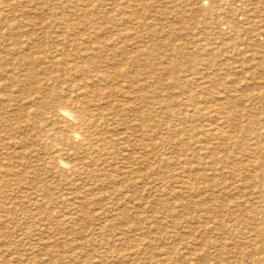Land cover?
<instances>
[{
    "label": "rangeland",
    "instance_id": "obj_1",
    "mask_svg": "<svg viewBox=\"0 0 264 264\" xmlns=\"http://www.w3.org/2000/svg\"><path fill=\"white\" fill-rule=\"evenodd\" d=\"M20 1L21 0H7V3H10V7H5L2 5L3 3L0 5V18L2 15L5 16L3 19H0V33L3 32L8 24L14 23L17 20H23L21 23L28 22L29 20L37 23L43 22L49 26L52 20L59 21L68 19L70 22L80 24V29H82V32L85 34L89 30H92L91 28L88 30L84 29V20L82 19L88 16V18L90 17L95 20L96 24L105 28V30H109L112 33L113 31L117 32L116 29L120 30L121 35L124 36V43H127L124 44L126 45V49H132V46L135 47L138 45L144 48L145 52L143 51V55H141L140 69L142 72L137 76L138 70H134L130 65L128 68L129 70H127L137 78L140 76V78L142 77L141 79L144 80H141L139 83H124L127 87V91H129L127 96L119 97V99L121 98L122 100L118 101L119 105L116 104L114 100L108 101L110 105H106V107L109 110H114V108L117 107L121 108L122 104L129 99L127 101L130 102L129 107L131 109L128 111L127 117L131 120L132 114L137 111L136 114L138 117L136 118L135 124L146 121L144 127L146 144L154 137L150 135V133H153L151 130L154 129L155 133L157 131V146L154 150L157 155V163H155V165L157 164V170L155 180H153L151 176H146L141 173H139V176H137L138 174L132 175V179L130 176L127 177L125 170H123V166L127 164L120 163L121 161L116 163L117 160L109 158L106 170L101 171V164V167L100 165L92 166L93 171L99 176L97 179L94 178L93 174L89 173V170H92L90 168H88L89 170L86 172L82 170L83 174L81 172L80 175L72 172L66 173L67 176L65 177V174L63 176L62 172L53 168L54 160L52 156L61 157L60 153L52 149L53 146L46 148L45 146H39L38 143L36 145L33 140L37 142V135L33 133H19L17 129H14L11 135L4 132L1 133L0 166L3 165V169L10 168V166L13 167L14 175L11 177L12 179H10V181L11 183H15L17 187L14 194L15 197L19 198V201L22 202L29 198L30 200L27 202V211L33 210L32 212L38 213V216H34V218L29 220L15 217L12 219L13 222L9 225L7 230L0 229V255H2L0 256V264H14V262L15 264H154V262L156 264V260L157 264H200L203 260V263L201 262L202 264H217V260L218 264H225L224 259H219L220 252L217 247L214 248L212 245H202L201 240H206L207 233H209L207 238H213L219 245L222 246L226 243L227 249L240 252V254L236 253L237 256L231 254L232 257L230 256L229 258V260H231L229 264H260L261 261H256L257 259H261L260 257L256 258V253H259H252L255 250L253 248L251 249L247 242L245 243L246 238L255 237V233L250 232V228H252L250 225L253 224H238L235 227V229L237 228L236 233L232 234V231H230V233L229 231H223L222 226H218L219 223H222L223 219V216L219 215V217L222 218L220 220L218 214L219 211L221 212L222 209L224 210V207L221 205L232 202L231 199L236 201L239 200V202H243L244 204L252 200V202L255 201L258 205L260 204L258 201L261 200L260 198H256L258 195L253 198L249 192L251 188L248 183L240 185L241 187H239V189L232 191L233 194H227L226 188L222 182H264V177L260 175L264 165V136L262 137L264 133V0H47V2L42 5L43 9L41 11L30 10L31 5H24L20 3ZM241 5H243V8H241ZM32 6L31 8H34L35 4ZM133 6L137 9L136 16L138 19L134 20V22H136V20L139 22L137 24L131 22L133 20L132 17L135 16L131 15L132 11L129 7ZM153 7L155 9H153ZM139 8H141V10ZM231 25L234 26L231 27ZM28 30H30V32L32 31L29 27H23L20 31L23 33H30ZM66 30L69 31L67 28ZM139 30L141 31L139 32ZM48 31V37L43 44V48L39 49L41 60L37 63H30L27 60H23L15 51L12 52L11 49L14 46V44H12L13 41L8 40V42H1L0 88H3V90H12L15 94H21L23 92L22 94L24 96L31 97L35 96L34 93L40 94L41 92L42 94L43 91L44 93H46V91H53L55 85L58 84L67 95H81L82 92L84 93L86 87L84 86L85 83H83V80H88L90 76L88 74L84 76L78 74V70L74 64L82 62L81 60L84 58L83 54L84 56L86 55V51H82L86 50V47L97 48L99 44H97L96 41H102L103 37V40L106 39L105 37L109 36L110 32H108L109 35L103 33L98 35L97 39H93V42L90 41L91 43L89 42L87 43L88 46H85L86 44H83L84 40L77 38L79 37L78 34L76 37L69 35L64 42L62 41V43H59L55 36L57 34L56 29H48ZM134 38L137 41H135ZM133 49L136 50V48ZM33 50L36 52L37 48ZM79 51L83 54L81 55ZM128 61L130 62L131 58L127 59V62ZM120 65L122 67V63ZM88 67L89 66L84 67L85 72ZM67 79L69 81H67ZM54 80H57V82ZM78 87H80L79 90ZM140 87L142 90L138 93V88ZM92 89L94 90V88ZM81 97L83 98L84 96ZM133 101L135 103H133ZM145 103L147 104L144 105ZM193 105L196 106L193 107ZM190 110L192 115H178L179 112L190 114ZM204 119L207 120L205 121ZM215 120L217 121L215 122ZM258 121H260V123ZM195 122H197V124ZM149 123L151 125H148ZM152 124H156L157 127H154ZM250 125L252 126L250 127ZM217 127L223 129L224 132H228L227 134L230 135L231 138H229V140L216 138L215 130ZM192 136L195 137L192 138ZM193 139L194 142H192ZM213 147L217 148L214 155L211 154L212 150H214ZM140 151L143 152V149ZM204 154H206V157ZM172 157L180 159V165H177V168L168 167L165 164L169 162ZM210 157L212 159L215 158L218 166L216 164L213 166L212 163H208L212 160ZM255 159L256 161L252 162ZM13 161L14 164L11 165L10 163ZM233 161L235 163L232 164ZM110 162L112 163L110 164ZM119 164L122 165L120 166ZM231 166L233 169H231ZM136 167L140 172L141 170L142 172L145 171L142 165L136 164ZM205 168L207 169L205 170ZM46 175H48V177ZM117 175L123 178V181H118ZM252 175L253 177H251ZM64 177L65 179H63ZM188 180L194 182L195 191L188 192V189L182 183ZM53 184H55V186ZM210 184L213 185L215 194L213 191H211L212 193L210 192ZM197 187L200 188V190L197 191ZM89 188L92 192L90 197L92 198V205L89 206L87 203H84L82 207L86 208V212L89 211L90 213H88V215L79 213L80 215L79 217L76 216L75 223H68V221L65 220V222L62 223L63 218L59 215L64 211H68L72 206L70 202L65 199L59 197L57 200L56 197L58 198V196H61L64 190L77 194ZM48 190L52 191L53 195L48 196V198L46 197V199L43 198L39 200L41 209H36L35 206L32 205L35 198L41 199L46 196L45 194ZM95 190L98 191L96 192ZM29 193H31V196ZM175 193L187 194L184 195L185 198L179 197V199L177 196L174 198ZM209 193L212 195L210 196ZM135 200H137V203H135ZM80 201L83 202L84 199L81 198ZM184 203H189L191 205L190 207H186ZM262 205H264V202ZM206 206L215 209L214 212H217L216 216L214 212L208 213L205 208ZM198 207H200L203 212L197 209ZM211 208L210 210H212ZM166 209L176 211L177 214L180 212V216L184 217L182 219L183 225L176 226V221L178 219L177 215H174L175 217L165 216L163 212ZM247 209H249V207H247ZM102 215L103 217L101 218ZM135 215L136 217H134ZM194 215L201 219L194 220L193 217H196ZM145 216L147 218H145ZM211 216H215L216 218H209ZM261 216L264 217L262 213ZM123 217H125V219ZM146 219L150 221L148 222ZM202 219H204V222ZM210 222H212V224ZM165 223L169 226L172 224V228L174 229H171V227L169 228L167 225L165 226ZM200 224H203V227H208L205 233L199 231L202 227ZM100 225H102V229H99ZM214 230H217L215 231L216 234ZM24 231H28L29 235L27 234L25 238L20 237L19 234L21 233L23 235V233H25ZM66 232L69 233L68 236ZM173 233H175V235ZM224 233L226 234L224 235ZM193 236L195 239L198 238L196 240L197 243L200 242V245L198 244L197 247L196 245H194V247L193 245L192 247L190 246ZM222 236H225L224 239H222ZM21 238L24 239L20 240ZM135 238H138V241H136ZM139 238H141V242H144L143 246L137 245L139 243ZM145 238L147 240H152L153 244L147 250L152 248L155 253L157 252V257L154 258L150 251H145V246L149 241L145 240ZM170 239L174 240V244H172L173 241L170 242ZM18 240L20 241L17 242ZM242 242L247 245L246 248L241 246L242 244L240 243ZM233 243H238L237 246L235 245L236 249L233 248ZM8 245L9 248L7 249ZM156 246L157 250H155ZM160 246L161 249L164 248V250L170 251V256L175 259V263L169 259L170 257L164 258L160 254L158 255ZM15 247L18 248L15 249ZM137 247L139 249H137ZM193 248L194 250L192 251ZM135 249L139 252L134 256L132 254ZM34 250L38 251V253ZM57 250L59 252H57ZM15 251L20 252L17 253ZM15 253H17V255H15ZM61 253H63V255H61ZM13 255L15 256L13 257ZM91 255L94 256L95 259ZM107 256L110 257V259H108ZM192 256L197 257L198 260L193 261ZM25 258L30 260H26ZM11 259H13V261ZM18 259H20L19 261L21 262H19ZM164 259L165 261H162ZM190 259L192 261H189ZM3 260H7L6 263Z\"/></svg>",
    "mask_w": 264,
    "mask_h": 264
},
{
    "label": "bare ground",
    "instance_id": "obj_2",
    "mask_svg": "<svg viewBox=\"0 0 264 264\" xmlns=\"http://www.w3.org/2000/svg\"><path fill=\"white\" fill-rule=\"evenodd\" d=\"M18 1V0H17ZM121 1V0H120ZM125 1V0H122ZM47 2V0H21L20 3H23L24 5L27 4L28 6H30V10H36V11H41L43 9L42 5H44ZM101 2V1H100ZM152 2V1H151ZM205 2V1H204ZM207 2V1H206ZM3 3V4H2ZM16 3V2H15ZM89 3V2H88ZM133 3V2H132ZM235 3V2H234ZM254 3V2H253ZM4 5L5 7H10V3H7V0H0V5ZM35 4L34 8L32 5ZM122 4V3H121ZM125 4V3H124ZM135 4V3H134ZM139 4V3H138ZM206 4V3H205ZM256 4V3H255ZM26 5V6H27ZM39 5V6H38ZM88 7V6H87ZM90 8V7H89ZM88 8V9H89ZM131 8V15H134L135 17H132L133 20L131 21L133 24H137L139 23L137 20L136 22H134L135 19H138V17L136 16L137 13V9H135V6L133 7H129ZM208 8V6H207ZM210 8V7H209ZM241 8H243V5H241ZM256 8V7H255ZM91 9V8H90ZM141 10V8H139ZM153 9H155L153 7ZM246 9V8H245ZM253 9V8H251ZM19 10V9H18ZM146 10V9H145ZM136 11V12H135ZM143 11V10H142ZM148 11V10H147ZM251 11V10H250ZM261 11V10H260ZM59 12V11H58ZM101 12V11H100ZM123 12V11H122ZM152 12V11H151ZM253 12V11H252ZM251 12V13H252ZM80 13V12H79ZM64 14V13H63ZM73 14V12H72ZM88 14V12H87ZM127 14V13H126ZM229 14V13H228ZM29 15V14H28ZM14 16V15H13ZM78 16V15H77ZM5 16L2 15L0 19H3ZM18 17V16H17ZM55 17V16H54ZM213 17V16H212ZM16 18V16H15ZM52 18V17H51ZM58 18V17H57ZM86 18V19H85ZM90 18V17H89ZM88 16H85L82 20H84V26H85V30L88 29H92L89 30L87 33H83L82 29H80V24L78 23H74V22H70L68 19H62V20H55V21H51L49 23V26H47L46 24L42 23H37L35 21H28L25 23H21L23 20L20 21H16L14 23H10L6 26V28L3 30V32L0 33V44H2L1 42H8V40L13 41L12 44H14L13 48L11 49L12 52L15 51V53H17V55L23 59V60H27L30 63H37L41 60L40 58V51L39 49L43 48V44L46 40V38L48 37V29H56L57 34L56 36V40L59 43H62V41L64 42L67 38V36H75L78 34L79 37L77 38H81L83 39V44H86L85 46H88L87 43H89L90 41L93 42V39H97L98 35L103 34H107L109 35L108 32H110V35L105 37L106 39L102 41H96L97 44H99L97 46V48H91V47H86V50H83L82 52H85V56L84 54L79 51V53L82 55V62H78L77 64H74L76 69L78 70V74L80 75H86L88 74L90 76V78L83 80V83H85V87L86 89L84 90V93L82 92L81 95H67L59 86L58 84L55 85V88H53V91H46V93L41 94H35V96H24L22 93L21 94H15L12 90L9 89H4L0 88V134L1 133H6L8 135H11L14 132V129H17V131H19V133H33L34 135H37V142L35 140H33V142L39 146H45L47 147H52L53 146V150L55 152H58L61 154V157H57V156H52V159L54 160V166L53 168L62 172L63 176L65 174V177L67 176L66 173L72 172L75 174L80 175V173L82 172H86L89 170L90 174H93L94 178L97 179V174L93 171L92 166L93 165H102L101 171L106 170L107 166H108V162H109V158H113V160H117L116 163H119V161H121L120 163H125L127 165L123 166V170H125L126 172V176L133 179L132 175H137L139 176V173L144 174L146 176H151L153 178V180H155L156 178V170H157V164L155 165V163H157V155L155 153V149L157 146V131L155 133V130L152 129L151 131L153 132L152 134L150 133V135H153L154 137L150 140V142H148V144H146L145 142V131H144V127H145V123L141 122L139 124H135L136 122V118L138 117V115L136 113H131L132 114V118L131 120L127 117L128 111L131 109L129 107V103L127 100L124 104H122L121 108L117 107L114 108V110H109L106 105H110V103H108V101H112L114 100V102H116V104H118V101L121 100V98L119 99L120 96H127V93H129V91H127V87L125 86L124 83H128V82H136L139 83L142 79V77L140 78V76L137 78L135 75H132L130 72H128L127 70H129V65L134 68V70H138L137 76L138 74H140L142 72L141 68V55H143V51L144 48H142L141 45L132 46V49H126V45L127 43H124L123 39L124 36L121 35L120 30L116 29V31H113V33L109 30H105V28H103L102 26H98L95 22V20L93 19H89ZM131 18V17H129ZM154 18V17H153ZM253 18V17H252ZM44 19V18H43ZM126 19V18H125ZM129 20V19H128ZM45 21V20H44ZM123 21V20H122ZM151 23V22H150ZM154 23V22H152ZM7 24V23H6ZM239 24V23H238ZM262 24V23H261ZM5 25V22H4ZM142 25V24H141ZM144 25V24H143ZM245 25V24H243ZM252 25V24H251ZM124 26V24H123ZM154 26V25H153ZM234 25H231V27ZM255 26V25H254ZM252 26V27H254ZM23 27H29L32 31L30 32V30H28L30 33H23L21 32V28L23 29ZM87 27V28H86ZM110 27V26H109ZM137 27V26H135ZM69 29L68 30H66ZM111 28V27H110ZM235 28V27H234ZM258 28V27H257ZM131 29V28H130ZM217 29V28H216ZM248 29V28H247ZM27 30V29H26ZM249 30V29H248ZM68 31V32H67ZM141 30H139L140 32ZM251 31V30H250ZM26 32V31H25ZM135 32V31H134ZM255 32V31H254ZM142 33V32H141ZM140 34V33H139ZM126 35V34H125ZM137 35V34H135ZM134 35V36H135ZM199 36V35H198ZM220 36V35H219ZM102 37V36H101ZM100 37V38H101ZM132 38V37H131ZM142 38V37H141ZM128 39V38H127ZM135 41H137L134 38ZM133 40V41H134ZM140 40V39H139ZM132 41V42H133ZM134 41V42H135ZM221 41V40H220ZM224 41V40H223ZM91 43V42H90ZM228 43V41H227ZM136 44V43H133ZM239 45V44H238ZM83 46V45H82ZM8 47V46H7ZM256 47V46H255ZM10 48V47H9ZM34 48H37L36 52H34ZM84 48V46H83ZM133 48H136V50H134ZM210 48V47H209ZM152 51V50H151ZM150 51V52H151ZM145 52V51H144ZM235 52V51H234ZM152 53V52H151ZM248 54V53H247ZM5 55V54H4ZM80 55V58H81ZM148 55V53H147ZM146 55V56H147ZM151 55V54H150ZM155 55V54H154ZM157 55V54H156ZM249 55V54H248ZM64 56V55H63ZM57 57V56H56ZM44 58V57H43ZM131 58V61L127 62V59ZM50 59V58H49ZM149 60V59H148ZM22 61V60H21ZM154 61V60H153ZM242 61V60H241ZM5 62V61H4ZM20 62V61H19ZM25 62V61H24ZM155 62V61H154ZM122 63V67L121 64ZM29 64V63H28ZM15 65V64H14ZM120 65V66H119ZM9 66V64H8ZM28 66V65H27ZM86 66H89L87 71L85 72V68ZM69 67V66H68ZM263 67V66H262ZM11 69V68H10ZM13 70V69H12ZM33 70V69H32ZM47 70V69H46ZM45 70V71H46ZM76 70V71H77ZM22 71V69H21ZM90 71V72H89ZM65 72V71H64ZM22 73V72H21ZM67 73V72H66ZM9 74V73H8ZM7 74V75H8ZM145 74V73H143ZM147 74V73H146ZM5 75V74H4ZM14 75V74H11ZM32 75V74H31ZM6 76V75H5ZM51 76V75H50ZM26 77V76H25ZM122 78V79H121ZM75 79V78H74ZM3 80V79H2ZM144 80V79H143ZM142 80V81H143ZM8 81V80H7ZM55 82H57V80H54ZM67 81H69L67 79ZM148 81V80H147ZM150 81V80H149ZM72 82V81H71ZM152 82V80H151ZM156 82V81H155ZM97 83V84H96ZM102 83V84H101ZM135 83V84H136ZM45 84V83H43ZM153 84V83H152ZM33 86V85H32ZM37 86V84H36ZM76 86V85H75ZM146 86V85H145ZM65 87V86H64ZM82 87V88H85ZM125 87V88H123ZM143 87V86H142ZM94 88V90L92 89ZM23 89V88H22ZM75 89V87H74ZM80 89V87H78V90ZM138 93L139 91H141V87L138 88ZM24 90V89H23ZM22 90V91H23ZM43 90V89H42ZM47 90V89H46ZM17 91V90H16ZM27 91V90H26ZM74 91V90H73ZM25 92V90H24ZM55 92V93H53ZM75 92V91H74ZM137 93V92H136ZM81 96H84L83 98ZM140 96V95H139ZM116 99V100H115ZM124 99V98H123ZM131 99V98H130ZM134 99V98H133ZM125 100V99H124ZM183 100V99H182ZM202 100V99H201ZM200 100V101H201ZM122 101V100H121ZM137 101V100H136ZM184 101V100H183ZM132 102V101H131ZM207 102V101H206ZM210 102V101H209ZM133 103H135L133 101ZM132 103V104H133ZM148 103V102H147ZM147 103H145L144 105H146ZM167 103V102H166ZM175 103V102H174ZM198 103V102H197ZM196 103V104H197ZM149 104V103H148ZM163 104V102H162ZM119 105V104H118ZM153 105V104H152ZM166 105V104H164ZM168 105V103H167ZM185 105V104H184ZM192 105V104H191ZM187 106V105H186ZM189 106V104H188ZM196 105H193V107ZM155 107V106H154ZM191 107V106H190ZM153 108V107H152ZM189 108V107H188ZM199 108V107H198ZM204 108V106H203ZM192 109V108H191ZM262 109V108H261ZM136 110V109H135ZM194 110V109H193ZM199 110V109H198ZM201 110V109H200ZM202 111V110H201ZM213 111V110H212ZM132 112V111H131ZM140 112V111H139ZM172 112V111H171ZM199 112V111H198ZM175 114V113H174ZM178 115H192L191 114V110H190V114H185L182 112H179ZM207 115V114H205ZM153 116V115H152ZM202 117V116H201ZM184 118V117H183ZM224 118V117H223ZM230 118V117H229ZM214 119V118H213ZM227 119V118H225ZM224 119V120H225ZM205 120V119H204ZM207 120V119H206ZM205 120V121H206ZM218 120V119H217ZM215 120V122L217 121ZM220 120V118H219ZM166 121V120H165ZM196 121V120H195ZM249 121V120H248ZM247 121V122H248ZM254 122V121H252ZM260 123V121H258ZM173 123V122H172ZM176 123V122H175ZM197 124V122H195ZM211 123V122H210ZM231 123V122H230ZM192 124V123H191ZM253 124V123H252ZM255 124V123H254ZM148 125H151L150 123ZM154 127H157L156 124H152ZM257 125V124H256ZM152 126V127H153ZM161 126V125H160ZM222 126V125H221ZM220 126V127H221ZM252 125H250L251 127ZM201 127V126H200ZM203 127V126H202ZM211 127V126H210ZM209 127V128H210ZM218 128L215 130V136L218 139H223V140H229V138H231L230 135H228V132H224L223 129ZM255 127V125H254ZM120 130H118V129ZM175 129V128H174ZM195 129V128H194ZM201 129V128H200ZM259 129V128H258ZM183 130V129H182ZM160 131V130H159ZM202 131V130H201ZM207 131V130H206ZM213 131V130H212ZM258 131V130H256ZM210 132V131H209ZM195 133V132H194ZM17 134V133H16ZM214 134V133H213ZM231 134V133H230ZM261 134V133H260ZM264 134V133H263ZM262 134V137L264 136ZM31 135V134H30ZM196 135V134H194ZM208 135V134H207ZM211 135V134H210ZM252 135V134H251ZM213 136V135H212ZM255 136V135H254ZM195 137V136H194ZM192 136V138H194ZM241 137V136H240ZM10 138V137H9ZM12 138V137H11ZM19 138V137H18ZM133 138V139H132ZM163 138V137H162ZM173 138V136H172ZM233 138V137H232ZM24 139V138H23ZM149 139V138H148ZM187 139V138H186ZM190 139V137H189ZM264 139V137H263ZM200 140V139H199ZM216 140V139H215ZM214 140V141H215ZM241 140V139H240ZM254 140V139H253ZM213 141V142H214ZM242 141V140H241ZM29 142V141H28ZM27 142V143H28ZM188 142V141H187ZM194 142V139L193 141ZM203 142V141H202ZM200 142V143H202ZM228 142V141H226ZM225 142V143H226ZM232 142V141H231ZM230 142V143H231ZM245 142V141H244ZM248 142V141H247ZM199 143V144H200ZM216 143V142H215ZM246 143V142H245ZM251 143V142H250ZM187 144V143H186ZM185 144V145H186ZM192 144V143H191ZM198 144V143H197ZM206 144V143H205ZM31 145V144H30ZM120 145V146H119ZM146 145V146H144ZM210 145V142H209ZM239 145V144H238ZM58 146V147H56ZM119 146V147H118ZM144 146V148H143ZM255 146V145H254ZM12 147V146H11ZM208 147V146H207ZM216 147V146H215ZM213 147L214 150H212L211 154H215V151L217 148ZM120 148V149H119ZM204 148V147H203ZM143 149V152H141L140 150ZM175 149V148H174ZM196 149V148H195ZM212 149V148H210ZM222 149V148H220ZM246 149V148H245ZM8 150V149H7ZM26 150V149H25ZM177 150V147H176ZM189 150V149H188ZM194 150V149H193ZM208 150V149H207ZM5 151V150H4ZM200 151V150H199ZM202 151V150H201ZM209 151V150H208ZM228 151V150H227ZM226 151V152H227ZM254 151V150H253ZM242 152V151H241ZM246 152V151H245ZM243 152V153H245ZM251 152V151H250ZM164 153V152H163ZM229 153V151H228ZM240 153V152H239ZM254 153V152H253ZM7 154V153H6ZM38 154V153H37ZM40 154V153H39ZM167 154V153H166ZM170 154V153H169ZM168 154V155H169ZM198 154V153H196ZM217 154V153H216ZM219 154V153H218ZM224 154V153H223ZM242 154V153H241ZM256 154V153H254ZM258 154V152H257ZM173 155V154H172ZM175 155V154H174ZM206 157V154H204ZM208 155V154H207ZM221 155V154H220ZM5 156V154H4ZM8 156V155H7ZM36 156V155H35ZM64 156V157H63ZM191 156V155H190ZM196 156V155H195ZM202 156V155H201ZM209 156V155H208ZM234 156V155H232ZM264 156V155H263ZM1 157V156H0ZM215 157V156H214ZM235 157V156H234ZM238 157V156H237ZM241 157V155H240ZM257 157V155H256ZM160 158V157H159ZM200 158V157H199ZM211 158V157H210ZM218 158V157H217ZM224 158V157H222ZM230 158V157H228ZM236 158V157H235ZM239 158V157H238ZM237 158V159H238ZM255 158V157H254ZM253 158V159H254ZM201 159V158H200ZM212 159V158H211ZM225 159V158H224ZM236 159V160H237ZM240 159V158H239ZM249 159V158H247ZM199 160V159H198ZM252 160V159H251ZM250 160V161H251ZM4 161V160H2ZM164 161V160H163ZM186 161V160H185ZM184 161V162H185ZM195 161V160H194ZM223 161V160H222ZM226 161V160H225ZM232 161V160H231ZM249 161V163H250ZM256 161L253 160L252 162ZM216 160L215 158H213L210 162L208 163H212V165L214 166L216 164ZM224 162V161H223ZM112 162H110L111 164ZM165 163V162H164ZM163 163V164H164ZM196 163V162H195ZM227 163V161H226ZM235 163L234 161L232 162V164ZM4 164V163H3ZM11 165L14 164V161L10 163ZM30 164V162H29ZM136 164L138 165H142L143 168H145V171L141 172L139 171V169L136 167ZM168 167H174L177 168V165H180V159L176 158V157H172L169 162L165 163ZM220 164V163H219ZM7 165V164H6ZM40 165V164H39ZM100 165V167H101ZM120 165V164H119ZM122 165V164H121ZM120 165V166H121ZM184 165V164H183ZM189 165V164H188ZM194 165V164H193ZM196 165V164H195ZM204 165V164H203ZM217 165V164H216ZM222 165V164H220ZM226 165V164H225ZM3 166V165H2ZM0 166V229H6L9 227V225H11V223L13 222L12 219H14L15 217H21L26 218V219H32L34 218V216H38V213H33L32 211H27V202L30 200L29 198L22 202L19 201V198L15 197V191H16V184L15 183H11L10 179H12L11 177L14 175V169L13 167L10 166V168H5L3 169V167ZM41 166V165H40ZM211 166V165H210ZM218 166V165H217ZM229 166V165H228ZM8 167V166H6ZM50 167V166H49ZM99 167V166H98ZM97 167V170H98ZM136 167V169H135ZM167 167V168H168ZM119 168V167H118ZM183 168V167H182ZM220 168V167H219ZM222 168V167H221ZM224 168V167H223ZM247 168V167H246ZM18 169V168H15ZM47 169V168H46ZM121 169V168H119ZM180 169V168H179ZM207 168H205L206 170ZM229 169V167H228ZM231 169L232 166H231ZM230 169V171H231ZM235 169V168H234ZM217 170V169H216ZM260 170V169H259ZM100 171V172H101ZM161 171V170H160ZM173 171V170H172ZM175 171V170H174ZM195 171V170H194ZM219 171V170H218ZM253 171V170H252ZM82 172V174H83ZM167 172V171H165ZM187 172V171H186ZM190 172V171H189ZM198 172V170H197ZM204 172V171H203ZM239 172V171H238ZM237 172V173H238ZM256 172V170H255ZM103 173V172H102ZM172 173V172H171ZM170 173V174H171ZM235 173V172H234ZM254 173V172H253ZM169 174V175H170ZM181 174V173H180ZM185 174V173H184ZM203 174V173H202ZM252 174V173H251ZM101 175V174H100ZM121 175V173H120ZM176 175V173H175ZM174 175V176H175ZM187 175V174H186ZM243 175V174H242ZM261 177H264V165L261 169ZM48 177V175H46ZM52 176V175H51ZM56 176V175H55ZM192 176V175H191ZM229 176V175H228ZM245 176V175H244ZM256 176V175H254ZM15 177V176H14ZM28 177V176H27ZM65 177L63 179H65ZM103 177V176H102ZM115 177V176H114ZM143 177V176H141ZM171 177V176H170ZM178 177V176H177ZM201 177V176H200ZM198 177V178H200ZM214 177V176H213ZM220 177V176H219ZM237 177V176H236ZM239 177V176H238ZM253 177V175L251 176ZM92 178V177H90ZM117 178L119 179L118 181H123V178H121L120 176L117 175ZM140 178V177H139ZM180 178V177H179ZM182 178V177H181ZM208 178V177H207ZM249 178V177H248ZM51 179V178H50ZM54 179V178H53ZM62 179V178H60ZM71 179V178H70ZM106 179V178H105ZM131 179V180H132ZM158 179V178H157ZM165 179V178H164ZM203 179V178H202ZM206 179V178H205ZM57 180V179H55ZM130 180V179H129ZM136 180V179H135ZM181 180V179H180ZM215 180V179H214ZM245 180V179H244ZM249 180V179H248ZM251 180V179H250ZM89 181V180H88ZM94 181V180H93ZM158 181V180H156ZM161 181V180H160ZM159 181V182H160ZM205 181V180H204ZM207 181V180H206ZM210 181V180H209ZM212 181V180H211ZM221 181V180H220ZM242 181V180H241ZM75 182V181H74ZM77 182V181H76ZM117 182V181H116ZM137 182V181H136ZM181 182V181H180ZM218 182V181H217ZM64 183V182H63ZM70 183V182H69ZM96 183V182H95ZM185 187L188 189V192L190 191H195L196 188L194 186V182H190L185 181L182 182ZM224 184V187L226 188L227 194H233L232 191H235L237 189H239V187H241L240 185H244L245 183H248L250 185V193L251 195L256 197L257 195V199L260 198L261 200H259L258 202L260 203L259 205L257 203L252 202V200L247 203H243V202H239V200H233L231 199L232 202H228V203H224L221 206L224 207V210L222 209V211H219L218 217L219 215L223 216V219L220 218V220L222 219V223H219V225L222 226V230L223 231H232V234L236 233V225L240 224H253L250 225L252 228H250V232H254L255 233V237H250V238H246L245 243L247 242L248 245L251 247V249L253 248L255 251H253L252 253L258 252L259 254L256 253V258H261V259H257L256 261H261L260 264H264V217L261 216L264 215V205H262V203L264 202V182H222ZM29 184V183H28ZM46 184V183H45ZM44 184V185H45ZM121 184V183H120ZM140 184V182H139ZM151 184V183H150ZM27 185V184H26ZM55 186V184H53ZM138 185V184H137ZM161 185V184H160ZM167 185V184H166ZM171 185V184H170ZM169 185V186H170ZM204 185V184H203ZM216 185V184H215ZM92 186V185H91ZM98 186V185H97ZM157 186V185H156ZM197 186V185H196ZM30 187V186H29ZM93 187V186H92ZM158 187V186H157ZM183 187V186H182ZM249 187V186H248ZM25 188V187H24ZM23 188V189H24ZM86 188V186H85ZM117 188V187H116ZM119 188V187H118ZM131 188V187H130ZM145 188V187H142ZM221 188V187H220ZM247 188V187H246ZM20 189V188H19ZM22 189V190H23ZM60 189V187H59ZM80 189V188H79ZM83 189V187H82ZM108 189V188H107ZM26 190V188H25ZM74 190V189H73ZM117 190V189H114ZM146 190V189H145ZM168 190V189H167ZM200 190V188L197 187V191ZM208 190V189H207ZM206 190V191H207ZM210 192L213 191V185L210 184L209 187ZM27 191V190H26ZM36 191V190H35ZM42 191V190H41ZM80 191V190H79ZM96 192L98 190H95ZM101 191V190H100ZM125 191V190H124ZM187 191V190H186ZM253 191V192H251ZM54 192V191H53ZM56 192V191H55ZM127 192V191H125ZM147 192V191H146ZM208 192V191H207ZM17 193V192H16ZM91 189H86L85 191L82 192H78L77 194H75V192H71V191H67L64 190L63 194L61 196H58V198L56 197V199L58 200L59 197L65 199L66 201L70 202V205L72 206V208L68 209V211H64L62 212L59 216L61 218H63V222L68 221V223H75L76 220V216L79 217V213H85L88 215V213H90L89 211L86 212V208L82 207L84 206V203H87L89 206L92 205L91 202ZM95 193V192H94ZM104 193V192H103ZM109 193V191H108ZM118 193V192H117ZM165 193V192H164ZM212 193V192H211ZM217 193V192H216ZM20 194V193H19ZM25 194V192H24ZM31 196V193H29ZM96 194V193H95ZM101 194V193H100ZM126 194V193H125ZM124 194V195H125ZM134 194V193H133ZM185 194L187 193H175V196H177L178 198H185ZM210 194V193H209ZM215 194V192H214ZM46 196L42 197L41 199H36L32 202L35 206L36 209H41L40 204H39V200H42L43 198L46 199V197L48 198V196H52L53 193L52 191L48 190L46 191ZM98 195V194H97ZM105 195V193H104ZM118 195V194H117ZM120 195V194H119ZM173 195V194H172ZM191 195V194H190ZM208 195V194H207ZM212 194H210L211 196ZM38 196V195H37ZM102 196V195H100ZM122 196V195H121ZM131 196V195H130ZM133 196V195H132ZM165 196V195H164ZM189 196V195H188ZM195 196V195H194ZM202 196V195H200ZM209 196V197H210ZM99 197V195H98ZM150 197V196H149ZM196 197V196H195ZM224 197V196H223ZM26 198V197H23ZM81 198L84 199V201H80ZM115 198V197H114ZM132 198V197H131ZM179 198V199H180ZM239 198V197H238ZM145 199V198H144ZM190 199V198H189ZM194 199V198H193ZM241 199V198H240ZM169 200V199H168ZM183 200V199H182ZM99 201V200H98ZM134 201V200H133ZM153 201V200H152ZM181 201V200H180ZM190 201V200H189ZM188 201V202H189ZM197 201V200H196ZM224 201V200H223ZM102 202V200H101ZM165 202V201H164ZM202 202V201H201ZM30 203V202H29ZM48 203V202H46ZM94 203V202H93ZM135 203H137V200H135ZM192 203V202H190ZM203 203V202H202ZM210 203V202H209ZM233 203V205H232ZM81 204V205H80ZM157 204V202H156ZM186 204V207H190L191 204L189 203H184ZM215 204V203H214ZM127 205V203H126ZM151 205V204H150ZM181 205V204H180ZM183 205V204H182ZM29 206V205H28ZM123 206V205H122ZM195 206V205H194ZM218 206V204H217ZM220 206V207H221ZM165 207V206H164ZM163 207V208H164ZM193 207V205H192ZM191 207V208H192ZM247 207H249V209H247ZM34 208V209H35ZM52 208V207H51ZM155 208V207H154ZM159 208V207H158ZM177 208V207H176ZM175 208V209H176ZM190 208V209H191ZM202 208V207H201ZM208 213H212L215 211V209H212L211 207L206 206L205 207ZM210 208L212 210H210ZM215 208V207H214ZM219 208V207H218ZM92 209V207H91ZM119 209V208H118ZM161 209V208H160ZM185 209V208H184ZM197 209H200V207H198ZM217 209V208H216ZM43 210V209H42ZM124 210V209H123ZM126 210V209H125ZM162 210V209H161ZM202 211V209H200ZM144 211V210H143ZM182 211V210H181ZM200 211V212H201ZM217 211V210H216ZM35 212V211H34ZM38 212V211H37ZM111 212V211H110ZM134 212V211H133ZM132 212V213H133ZM188 212V210H187ZM203 212V211H202ZM59 213V212H58ZM116 213V212H115ZM164 215L169 217V216H174L177 215L178 219L176 221V226H179L183 223V218L180 212H178V214L176 213V211L173 210H168L166 209L164 212ZM215 213V212H214ZM217 213V212H216ZM215 213V216H216ZM108 214V212H107ZM106 214V215H107ZM120 214V213H119ZM122 214V213H121ZM134 214V213H133ZM149 214V213H148ZM184 214V213H183ZM201 214V213H200ZM204 214V213H203ZM138 215V214H136ZM136 215L134 217H136ZM202 215V214H201ZM120 216V215H119ZM196 216V215H194ZM209 217V218H216V217ZM103 217V215L101 216V218ZM144 217V216H142ZM164 217V216H162ZM175 217V216H174ZM53 218V217H52ZM112 218V217H111ZM125 219V217H123ZM145 218H147L145 216ZM200 217H193L194 220L199 219ZM205 218V217H204ZM212 218V219H213ZM25 219V220H26ZM60 219V218H59ZM99 219V218H98ZM97 219V220H98ZM174 219V218H173ZM186 219V218H185ZM191 219V218H188ZM201 219V218H200ZM199 219V220H200ZM21 220V219H20ZM24 220V219H23ZM65 220V221H64ZM102 220V219H101ZM109 220V219H108ZM147 220V219H146ZM145 220V221H146ZM162 220V218H161ZM27 221V220H26ZM111 221V220H110ZM126 221V220H125ZM148 221V220H147ZM150 221V220H149ZM148 221V222H149ZM165 221V220H164ZM202 221L204 222V219H202ZM214 221V220H213ZM216 221V220H215ZM31 222V221H30ZM58 222V221H57ZM56 222V223H57ZM185 222V221H184ZM191 222V221H190ZM17 223V222H16ZM32 223V222H31ZM192 223V222H191ZM209 223V222H208ZM212 224V222H210ZM28 224V222H27ZM35 224V223H34ZM44 224V221H43ZM48 224V223H47ZM46 224V225H47ZM53 224V223H52ZM51 224V225H52ZM93 224V223H92ZM148 224V223H147ZM196 224V222H195ZM210 224V225H211ZM13 225V224H12ZM15 225V224H14ZM62 225V224H61ZM68 225V224H66ZM96 225V224H94ZM167 224L165 223V226ZM174 225V224H173ZM183 225V224H182ZM201 229H199V231L202 233H205L208 230V227H203V224ZM208 225V224H207ZM58 226V225H57ZM104 226V225H103ZM158 226V225H156ZM164 226V225H163ZM169 226V225H167ZM194 226V225H193ZM192 226V227H193ZM205 226V225H204ZM217 226V227H218ZM220 226V227H221ZM34 227V226H33ZM40 227V226H39ZM45 227V226H44ZM68 227V226H67ZM154 227V226H152ZM172 228V224L171 226H169V228ZM195 227V226H194ZM216 227V226H215ZM63 228V227H62ZM65 228V227H64ZM146 228V227H145ZM155 228V227H154ZM162 228V227H161ZM212 228V227H211ZM102 229V225H100V228ZM170 229V230H171ZM192 229V228H191ZM197 229V227H196ZM214 229V228H213ZM26 230V229H25ZM29 230V229H28ZM48 230V229H47ZM56 230V229H55ZM61 230V229H60ZM71 230V229H70ZM86 230V229H84ZM140 230V229H139ZM142 230V229H141ZM151 230V229H150ZM154 230V229H153ZM163 230V228H162ZM185 230V229H183ZM194 230V229H193ZM245 230V229H244ZM22 231V230H21ZM45 231V230H44ZM49 231V230H48ZM110 231V230H109ZM175 231V230H174ZM210 231V230H209ZM217 230H214V232ZM9 232V231H7ZM25 233H23V235L20 233L19 236L20 237H24L29 233L28 231H24ZM70 232V231H69ZM72 232V231H71ZM87 232V231H86ZM138 232V229H137ZM140 232V231H139ZM150 232V231H149ZM155 232V231H154ZM199 232V233H200ZM212 232V230H211ZM249 232V233H250ZM2 233V232H1ZM17 233V232H16ZM33 233V232H32ZM67 233V232H66ZM83 233V231H82ZM119 233V231H118ZM142 233V232H140ZM177 233V232H175ZM175 233H173L175 235ZM179 233V232H178ZM198 233V234H199ZM228 233V234H229ZM44 234V233H43ZM65 234V233H64ZM69 233H67L68 236ZM94 234V233H93ZM99 234V233H98ZM103 234V233H102ZM114 234V233H113ZM127 234V233H126ZM143 234V233H142ZM172 234V235H173ZM207 233V237H208ZM212 234V233H211ZM216 234V232H215ZM226 233H224L225 235ZM29 235V234H28ZM41 235V234H40ZM47 235V234H46ZM54 235V234H53ZM57 235V233H56ZM59 235V234H58ZM117 235V234H116ZM145 235V234H144ZM173 235V236H174ZM201 235V234H200ZM254 235V234H253ZM39 236V235H38ZM61 236V235H60ZM63 236V234H62ZM71 236V234H70ZM79 236V235H78ZM90 236V235H89ZM124 236V235H123ZM138 236V235H137ZM191 236V235H190ZM202 236V235H201ZM210 236V235H209ZM47 237V236H46ZM88 237V236H87ZM86 237V238H87ZM185 237V236H184ZM199 237V236H198ZM206 237V240H201L202 245H212L214 246V248H218L219 250V259H224V263H228L231 262V260H229L231 254H235V256H237V254H240V252L231 250V249H227L226 247V243L224 245H219L217 243L216 240L209 239ZM223 237V236H222ZM225 237V236H224ZM224 237L222 239H224ZM240 237V236H239ZM243 237V236H242ZM24 238H21L20 240H23ZM31 238V236H30ZM39 238V237H37ZM49 238V237H48ZM59 238V236H58ZM57 238V239H58ZM128 238V237H127ZM175 238V236H174ZM197 238V237H196ZM228 238V237H227ZM16 239V238H15ZM27 239V238H26ZM62 239V238H60ZM75 239V238H74ZM84 239V238H82ZM129 239V238H128ZM127 239V240H128ZM131 239V238H130ZM136 239V238H135ZM134 239V240H135ZM138 239V238H137ZM136 239V241H138ZM181 239V237H180ZM186 239V238H185ZM198 239V238H197ZM194 238V236L191 238V247L193 245H200V242L197 243L196 240ZM203 239V238H202ZM20 240H18L17 242H19ZM51 240V239H50ZM73 240V238H72ZM98 240V239H97ZM145 240H147L145 238ZM144 240V241H145ZM149 240V241H148ZM147 244L145 246V251L150 248L153 244L151 239H148ZM164 240V239H163ZM168 240V239H166ZM218 240V239H217ZM237 240V239H236ZM242 240V239H241ZM1 241V240H0ZM25 241V240H24ZM23 241V242H24ZM29 241V240H28ZM32 241V240H31ZM44 241V240H43ZM49 241V240H48ZM122 241V240H121ZM158 241V240H157ZM169 241V240H168ZM173 241V242H172ZM187 241V239H186ZM185 241V243H186ZM40 242V241H39ZM47 242V241H45ZM78 242V241H77ZM94 242V241H93ZM129 242V241H128ZM160 242V241H159ZM167 242V241H166ZM170 242H172V244H174V240L170 239ZM184 242V241H183ZM244 242V241H243ZM242 244L241 246H243L244 248H246V244ZM2 243V242H1ZM27 243V242H26ZM50 243V242H49ZM67 243V242H66ZM105 243V242H104ZM138 243V242H137ZM136 243V244H137ZM162 243V242H161ZM176 243V241H175ZM188 243V242H187ZM18 244V243H17ZM55 244V243H54ZM100 244V243H99ZM98 244V245H99ZM171 244V243H170ZM20 245V244H19ZM24 245V244H23ZM26 245V244H25ZM35 245V244H34ZM33 245V246H34ZM46 245V243H45ZM48 245V244H47ZM50 245V244H49ZM101 245V244H100ZM138 246L144 245V242H141V238H139V243L137 244ZM160 245V244H159ZM186 245V244H185ZM235 245L237 246L238 243H233V248L236 249ZM28 246V245H27ZM57 246V245H56ZM77 246V245H76ZM75 246V247H76ZM92 246V245H90ZM89 246V247H90ZM162 246V245H161ZM161 246L159 248V252L158 255L160 254L161 256H163L164 258H169L172 260V262L175 263V259L172 258V256H170V251L168 250H164L161 249ZM14 247V246H12ZM11 247V248H12ZM42 247V246H41ZM45 247V246H44ZM50 247V246H49ZM72 247V246H71ZM93 247V246H92ZM133 247V246H132ZM201 247V246H199ZM240 247V246H239ZM242 247V248H243ZM9 248V245L7 247V249ZM18 247H15V249ZM31 248V247H30ZM46 248V247H45ZM86 248V247H85ZM91 248V247H90ZM109 248V247H108ZM111 248V247H110ZM123 248V246H122ZM20 249V248H19ZM18 249V250H19ZM23 249V248H22ZM37 249V248H35ZM73 249V248H72ZM114 249V248H113ZM137 249H139L137 247ZM167 249V248H166ZM239 249V248H238ZM4 250V249H3ZM28 250V249H27ZM52 250V248H51ZM115 250V249H114ZM119 250V249H118ZM143 250V249H142ZM157 250V246L156 249ZM194 250V248L192 249V251ZM200 250V249H199ZM245 250V249H244ZM14 251V250H13ZM29 251V250H28ZM36 251V250H34ZM64 251V250H62ZM92 251V250H91ZM99 251V250H98ZM147 251H150L152 253V257H157V252L155 253V251L151 248ZM239 251V250H238ZM251 251V250H250ZM8 252V250H7ZM17 252V251H15ZM20 252V251H18ZM17 252V253H18ZM27 252V251H26ZM32 252V250H31ZM57 252H59L57 250ZM90 252V251H88ZM139 251L138 250H134L132 255H137ZM200 252V251H199ZM244 252V251H243ZM1 253V252H0ZM17 253H15V255H17ZM36 253H38V251H36ZM81 253V252H80ZM92 253V252H90ZM98 253V252H97ZM105 253V252H104ZM190 253V252H189ZM193 253V252H192ZM217 253V252H216ZM237 253V254H236ZM8 255V253H7ZM13 255V257L15 256ZM26 255V253H25ZM61 255H63V253H61ZM89 255V253H88ZM103 255V253H102ZM112 255V253H111ZM165 255V256H164ZM244 255V253H243ZM242 255V256H243ZM2 256V255H0ZM5 256V255H4ZM45 256V255H44ZM87 256V255H85ZM92 256V255H91ZM110 256V255H108ZM107 256V257H108ZM179 256V255H178ZM184 256V255H183ZM202 256V255H201ZM205 256V255H203ZM209 256V255H208ZM240 256V255H239ZM248 256V255H247ZM9 257V256H8ZM12 257V258H13ZM41 257V256H40ZM39 257V258H40ZM47 257V256H46ZM52 257V256H50ZM65 257V256H64ZM77 257V256H76ZM88 257V256H87ZM94 258V256H92ZM193 257V256H192ZM212 257H213V253H212ZM218 257V256H215ZM232 257V256H231ZM18 258V257H17ZM22 258V257H20ZM42 258V257H41ZM130 258V256H129ZM132 258V257H131ZM203 258V257H202ZM9 259V258H8ZM15 259V258H14ZM26 259V258H25ZM51 259V258H50ZM54 259V258H53ZM77 259V258H76ZM95 259V258H94ZM108 259H110V257H108ZM125 259V258H124ZM123 259V260H124ZM201 259V258H200ZM205 259V257H204ZM235 259V258H234ZM13 261V259H11ZM20 259H18L19 261ZM26 260H30V259H26ZM34 260V259H33ZM38 260V258H37ZM49 260V259H47ZM81 260V259H78ZM98 260V259H97ZM102 260V259H101ZM105 260V258H104ZM114 260V259H113ZM155 260V259H154ZM193 261H197L198 258L197 257H193L192 258ZM191 259L189 261H192ZM215 260V259H214ZM239 260V259H238ZM5 261V260H3ZM7 261V260H6ZM5 261V263H6ZM17 261V260H16ZM25 261V260H24ZM40 261V260H39ZM82 261V260H81ZM94 261V260H93ZM92 261V262H93ZM100 261V259H99ZM162 261H165L162 260ZM179 261V260H178ZM204 261V260H203ZM203 261H201L203 263ZM207 261V259H206ZM240 261V260H239ZM248 261V260H247ZM21 262V261H19ZM32 262V261H31ZM38 262V261H37ZM72 262V261H71ZM78 262V261H77ZM91 262V260H90ZM120 262V261H119ZM122 262V261H121ZM132 262V261H130ZM200 262V261H199ZM200 262V264H202ZM213 262V261H211ZM242 262V261H240ZM18 263V262H17ZM46 263V262H45ZM79 263V262H78ZM82 263V262H81ZM87 263V262H86ZM103 263V262H102ZM137 263V262H136ZM160 263V262H159ZM216 263V262H215ZM251 263V262H250ZM253 263V262H252ZM255 263V262H254ZM7 264V263H6ZM15 264V262H14ZM20 264V263H19ZM70 264V263H69ZM91 264V263H88ZM99 264V263H97ZM155 264V262H154ZM156 264H157V260H156ZM168 264V263H166ZM170 264V263H169ZM217 264H218V260H217ZM246 264V263H245Z\"/></svg>",
    "mask_w": 264,
    "mask_h": 264
}]
</instances>
